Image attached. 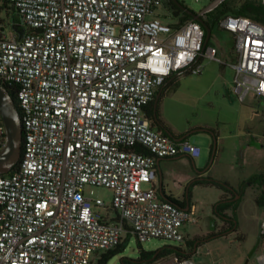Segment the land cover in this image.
Here are the masks:
<instances>
[{
	"label": "built area",
	"instance_id": "2783aa9c",
	"mask_svg": "<svg viewBox=\"0 0 264 264\" xmlns=\"http://www.w3.org/2000/svg\"><path fill=\"white\" fill-rule=\"evenodd\" d=\"M226 0H214L198 15ZM264 5V0H258ZM163 0H0L20 31L0 21V81L16 89L22 154L0 175V264H92L108 250L164 238L182 243L195 222L162 197L158 160L201 148L163 133L145 108L173 73L221 61L197 18L161 19ZM2 20V13L1 18ZM218 25L234 37L232 92L264 99V22L229 12ZM0 113V149L6 144ZM87 185L113 191L112 203ZM258 264H264V220ZM166 264H197L163 257Z\"/></svg>",
	"mask_w": 264,
	"mask_h": 264
},
{
	"label": "rangeland",
	"instance_id": "374dc122",
	"mask_svg": "<svg viewBox=\"0 0 264 264\" xmlns=\"http://www.w3.org/2000/svg\"><path fill=\"white\" fill-rule=\"evenodd\" d=\"M186 7L199 14L208 8L214 0H180ZM246 0H226L220 7L208 12L207 21L211 24L222 7L237 9ZM258 2V0H256ZM10 12H2V24L5 34L14 31L13 18ZM160 18L172 20V9L168 0L156 10ZM222 16L219 17V20ZM165 20V21H166ZM218 21L213 26L210 46L218 49L221 61L204 58V68L199 74L184 71L175 73L172 82L164 90L158 102L160 118L175 132H191L187 139L201 148V154L193 160L186 156L187 162H176L172 166V185L175 191L186 192L190 181L195 177H213L227 180L235 188H240L243 180L253 173H264V99L250 93L241 100L232 92L234 71L229 63L234 61V37L221 28ZM198 126L210 127L218 134L196 131ZM216 152L212 160V145ZM214 148V147H213ZM194 161V162H193ZM195 173L196 176L186 183L185 175ZM192 203L196 205L195 222H187L182 227L185 240L175 242L164 238H152L139 242L131 235L123 252L113 256L107 264H122L123 257L138 258L140 251L158 250L168 245H186L187 239L203 237L212 229L224 225L223 220L214 213V206L223 193L221 189L204 184L191 187ZM258 187H248L241 197L237 209L238 227L235 231L201 241L196 253L191 257L197 264H258V256L262 252L257 246L260 236V225L264 220V207L258 205L256 196ZM87 196L101 198L107 205L112 203L113 191L104 186L87 185L84 189ZM241 195H236V198ZM233 215L232 208L228 210ZM256 247L252 255L250 253ZM168 259L154 261L150 264H166ZM92 264H97L94 261Z\"/></svg>",
	"mask_w": 264,
	"mask_h": 264
},
{
	"label": "trees",
	"instance_id": "16d2710c",
	"mask_svg": "<svg viewBox=\"0 0 264 264\" xmlns=\"http://www.w3.org/2000/svg\"><path fill=\"white\" fill-rule=\"evenodd\" d=\"M182 4H184L182 1H180ZM168 5L172 9V13L174 16L180 17L181 19H189L193 18V15L186 12L181 6H179L174 0H168ZM220 7V6H219ZM192 13L196 14L191 9ZM229 12L237 13V14H243V15H249L253 17L254 19L264 22V5L260 2H257L256 0H246L241 4V6L237 9H233L230 7H222L220 8V11L216 14V19L211 24L207 21V23L211 26V30L213 29L214 24L216 21L219 20L220 16H223ZM2 13V7H0V18ZM7 15H9V12H7ZM12 18L14 20L13 27L20 31V27L17 25L18 18L15 15V12L12 14ZM3 21V20H0ZM212 36V33H211ZM177 73V72H175ZM171 74L168 78L174 76V74ZM167 78V79H168ZM165 80V82L167 81ZM164 82V83H165ZM163 83V85H164ZM5 86L8 88L10 94L17 99L16 95V89L14 86L5 84ZM162 87V86H161ZM161 87L157 90L154 98L151 100V102L146 106V116L148 119L151 120L152 124L163 133L169 134L168 132H171L173 134V137H179L182 136L184 133L181 134H175L172 129L160 118L158 113V102L161 99L164 89L161 90ZM157 101V106L155 107V103ZM200 128H206L204 130H200ZM197 132H210L213 133L215 137H218V134L214 132V130L210 127H197ZM214 144L212 145V151H213ZM193 160V159H192ZM194 162V161H193ZM14 169V168H13ZM197 184H204L207 186H213L217 187L218 189H221L224 193L221 195L220 200L215 204L214 206V213L220 217L224 225L221 228L217 229L216 224H212L211 231L208 232V234L204 235L203 237H194L192 239L186 240V245L189 247V249H185L182 246H176V245H168L163 248H160L158 250H151V251H140V256L138 258H128L123 257L121 260L122 264H150L154 261L160 260L163 257L169 256L171 254H176L179 257H191L194 253H196L197 248L200 246L201 241H206L211 238L226 234L229 231H235L238 227V220H237V209L241 202V197L243 196L245 190L248 187H258L259 193L256 196V202L258 205L264 207V173L258 172L253 173L248 178L244 179L242 184L240 185V188H235L231 183H229L227 180H221L213 177H195L190 181V188L187 190V195L191 197L192 190L191 187ZM240 194L241 196L236 198V195ZM170 201L177 203L176 200L172 199L170 196L166 197ZM232 208L234 213L233 215H230L228 213V210ZM125 249V244H120L118 247L108 250L107 252L103 253L100 258L97 260V264H107L108 261L115 256L118 253L123 252Z\"/></svg>",
	"mask_w": 264,
	"mask_h": 264
},
{
	"label": "water",
	"instance_id": "95a60500",
	"mask_svg": "<svg viewBox=\"0 0 264 264\" xmlns=\"http://www.w3.org/2000/svg\"><path fill=\"white\" fill-rule=\"evenodd\" d=\"M179 6H181L186 12L193 15V17L197 18L201 21L206 28V38L205 44L209 43L211 37V26L201 18L197 13H192L191 9L186 7L184 4L180 2V0H174ZM185 70H181L177 72V74H181ZM157 101L155 103V107L157 106ZM0 113L3 117L5 126H6V144L0 149V175L10 172L15 165L18 163L21 154H22V144H23V122L22 116L19 108L17 107V103L15 98L10 94L8 88L1 83L0 81ZM206 128H200V130H204ZM169 135L173 136L171 132H168ZM191 132H187L180 137H175L177 140H182L187 138ZM216 152V138L215 144L212 153V160L215 156ZM259 241L256 247H258ZM256 247L252 250L250 255L254 253Z\"/></svg>",
	"mask_w": 264,
	"mask_h": 264
},
{
	"label": "crops",
	"instance_id": "0c3cea01",
	"mask_svg": "<svg viewBox=\"0 0 264 264\" xmlns=\"http://www.w3.org/2000/svg\"><path fill=\"white\" fill-rule=\"evenodd\" d=\"M172 79H173L172 77L168 78L167 81L164 83V85H162L161 90L163 88H165L166 86L168 87V85L172 82ZM198 127H205V126H198ZM172 131L175 134L184 133V132L177 133L173 129H172ZM208 133H210V132H208ZM186 156H188V155L180 154V155L173 156V157L160 158L158 160V165H157L158 178L156 180V185L159 187V190H160V193H161L162 197L166 198L167 196H170L172 199L177 201L176 204H178L179 206H182L184 208H188L190 205L193 204L192 203V195H191V197H189L187 195V191L183 192V193H181L180 191H175L173 189V187H172V185H174L175 182L173 181V183H171V181H172V175H173V173H172L173 172L172 171V168H173L172 164L176 163V162H180V161H183V162L186 161L187 162V159L185 158ZM194 176H196V175H195V173L193 174V171H192V173H189V174L185 175L184 182L186 183L187 181H189ZM223 193H222V195H223Z\"/></svg>",
	"mask_w": 264,
	"mask_h": 264
}]
</instances>
